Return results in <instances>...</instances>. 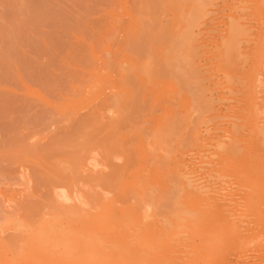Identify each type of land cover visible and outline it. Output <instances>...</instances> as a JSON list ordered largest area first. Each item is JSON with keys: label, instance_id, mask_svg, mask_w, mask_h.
Listing matches in <instances>:
<instances>
[{"label": "bare ground", "instance_id": "1", "mask_svg": "<svg viewBox=\"0 0 264 264\" xmlns=\"http://www.w3.org/2000/svg\"><path fill=\"white\" fill-rule=\"evenodd\" d=\"M128 1L117 0L115 9L131 11L125 36L129 50L143 59L121 64L114 120L104 126L97 116L100 113L91 109L76 117L72 127L49 136L50 142L41 151L27 146L23 130L15 126L2 134V151L8 156L18 159L21 154L37 153L42 157L34 184L26 170L16 173L27 180L28 190L19 192V197L8 178L0 176L4 183L0 187V264H202L209 249L217 253L225 244L218 217L228 220L244 211L242 221L247 225L237 226L236 233L264 223V194L257 188L264 182V163L260 162L264 158V120L253 80L264 49V33L258 34L256 46L250 48L251 60L242 50L250 29L246 20L231 19L221 41L219 62L245 73L249 87L243 98L247 104L235 118L226 115V133L217 120L208 125L207 133L251 138L246 162L234 168V177L239 179L248 173L251 187L222 196L217 186L233 181L232 177L226 172L200 177L195 174L197 168L191 169L188 163L203 125L211 118L209 111L224 109L222 102L215 103L212 93L206 92L205 76L195 60V27L205 0H133L131 7ZM49 6L46 1L0 0V63L11 59L17 31L38 24ZM168 72L187 99L188 107L182 109L187 112L165 104L161 113L151 116L149 131L129 136L124 131L123 101L130 100L141 111L145 96L140 87L155 83L152 95L156 96L165 87L159 83L162 73ZM134 77L138 82H133ZM234 85L224 88L223 94L234 90ZM0 101L13 103L7 94L0 95ZM184 121L194 123L189 136L182 130ZM88 127L94 130L87 131ZM182 144L187 150H181ZM95 147L107 152L109 162L116 157L115 150H120L126 161L120 167L111 166L109 173L91 175L87 171L86 175L87 153ZM69 188L74 190L75 200ZM5 201L10 202V208ZM178 231L180 235L173 236ZM211 240L219 243V248L212 246ZM224 254L225 261L228 255Z\"/></svg>", "mask_w": 264, "mask_h": 264}, {"label": "rangeland", "instance_id": "2", "mask_svg": "<svg viewBox=\"0 0 264 264\" xmlns=\"http://www.w3.org/2000/svg\"><path fill=\"white\" fill-rule=\"evenodd\" d=\"M35 1H46L50 5L49 9L44 10L38 24L17 31L19 37L15 41L11 59L5 64L0 63V95L7 94L13 101L11 104L0 101V176L8 178L13 187L17 188L18 197L19 192H26L28 188L26 177H17L19 175L16 173L26 170L28 176L34 177V173L40 167L38 160L42 156L37 153L24 156L21 154L18 159L8 156L7 151H2L4 149L2 134L15 126L18 130H23L27 146L38 147L37 149L41 151V148L50 142L49 136L72 127L76 117L85 116L91 109L100 113L97 116L105 126L115 117L112 110L117 107L114 99L120 90L117 77L121 75V64H135V58L143 59L142 55L138 53L137 56L135 51L128 48L129 40L125 35L129 33L127 27L131 11L115 9L117 0ZM128 2L131 7L133 0ZM199 14L200 22L195 27L197 50L195 60L202 68V75L205 76L206 92L212 93L216 98L215 103L222 102L224 109L209 111L211 118L203 125L202 136L196 142L197 149L193 150L187 161L191 169L197 168V171L194 170L200 174L194 170L193 172L200 177L212 172L218 174L226 172L232 177L233 181L217 186V191L222 196H228L237 188L251 187L247 172L240 179L234 177V168L246 162L251 138L207 133L206 128L215 120L220 122V128L226 133L229 120L226 115L235 118L239 110L247 104V100L243 98L248 86L245 73L239 70L232 71L225 63L219 62L221 41L226 37L231 19L240 17L246 20L245 26L249 25L246 27L250 29L245 36L242 50L245 49L247 59L250 58L252 56L250 48L256 46L258 34L264 33V0H205L204 9ZM250 31L256 34L251 35ZM259 59L253 80L258 104L262 106L261 118L264 120V49ZM252 63L249 61L248 64ZM169 72L171 73L170 69ZM169 72L162 73L159 83L165 87L161 88L156 96L152 95L155 83L149 82L146 86L140 87L141 94L145 96V106L141 111L132 105L130 100L123 101L124 131L128 132L129 136L149 131L152 124L151 116L161 113L165 104L179 108L181 112H187L182 110L188 107L187 99ZM132 80L134 83L138 82L136 77ZM231 85L235 86L234 90L223 94V89ZM133 86L137 87L138 84ZM226 96L227 99L222 101ZM179 100L181 104H178ZM193 125V121H184L182 130L185 135H190ZM93 128L88 127L87 131H93ZM189 144L187 142L186 145ZM184 146L180 145L181 150H187L183 149L186 148ZM73 152H77V148H74ZM118 152L120 150L114 151L117 155L109 162L106 158L107 152L101 147H95L87 153L88 165L85 164L84 169L87 170L83 171L84 174L87 171L91 175L97 174L98 171L109 173L111 166L120 167L126 160ZM57 154L60 155L56 152L55 155ZM90 159L94 165L90 163L92 162ZM142 162L144 163L143 160ZM260 162L264 163V158ZM2 180L3 178L0 179V187L4 186ZM32 182L33 184L36 182L35 177ZM61 183L63 182L58 181L57 184ZM257 188L262 193L258 189L255 192L264 194V182ZM78 189H75V192ZM38 190L40 193L43 192V189ZM71 191L72 197L74 190L71 188L68 192L71 194ZM72 198L74 199V196ZM9 203L4 202L6 208H10ZM262 211L264 216V207ZM242 215L235 213L228 220L225 216L218 217V230L222 233L221 238L225 244L217 253L209 249L202 264H264V223L242 228L241 233H236L237 226L247 225V222L242 221ZM181 233L183 234V230ZM179 235L180 231L173 234ZM211 242L212 246L219 248V243L215 240ZM224 253L228 255L225 261Z\"/></svg>", "mask_w": 264, "mask_h": 264}]
</instances>
